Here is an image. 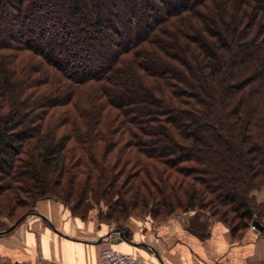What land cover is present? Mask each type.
I'll use <instances>...</instances> for the list:
<instances>
[{"label": "trees", "instance_id": "obj_1", "mask_svg": "<svg viewBox=\"0 0 264 264\" xmlns=\"http://www.w3.org/2000/svg\"><path fill=\"white\" fill-rule=\"evenodd\" d=\"M263 187L264 0H0L5 229L53 198L264 236Z\"/></svg>", "mask_w": 264, "mask_h": 264}, {"label": "crops", "instance_id": "obj_2", "mask_svg": "<svg viewBox=\"0 0 264 264\" xmlns=\"http://www.w3.org/2000/svg\"><path fill=\"white\" fill-rule=\"evenodd\" d=\"M258 199L264 201V187ZM198 217L207 227L204 237L188 228ZM125 228L129 242L114 244L109 236L114 225L82 220L60 201L41 199L22 223L0 234V264H99L108 248L137 256L142 264H264V236L258 230L234 240L223 224L203 213L177 212L157 223L131 217Z\"/></svg>", "mask_w": 264, "mask_h": 264}, {"label": "built area", "instance_id": "obj_3", "mask_svg": "<svg viewBox=\"0 0 264 264\" xmlns=\"http://www.w3.org/2000/svg\"><path fill=\"white\" fill-rule=\"evenodd\" d=\"M99 264H142V262L137 256L108 248L101 251Z\"/></svg>", "mask_w": 264, "mask_h": 264}, {"label": "water", "instance_id": "obj_4", "mask_svg": "<svg viewBox=\"0 0 264 264\" xmlns=\"http://www.w3.org/2000/svg\"><path fill=\"white\" fill-rule=\"evenodd\" d=\"M17 223L13 224L11 227H9L8 229H6L5 231L0 232V234H6L9 233L10 231H12L15 227H16ZM253 226L258 229L261 230V228L259 227V225L257 223H254ZM117 235V236H116ZM109 236H112L113 239H111V242L116 244V243H121L123 241H128V237H129V232L128 231H123L121 228H116L114 229Z\"/></svg>", "mask_w": 264, "mask_h": 264}, {"label": "rangeland", "instance_id": "obj_5", "mask_svg": "<svg viewBox=\"0 0 264 264\" xmlns=\"http://www.w3.org/2000/svg\"><path fill=\"white\" fill-rule=\"evenodd\" d=\"M261 191H262V189H261L259 192L256 193L257 199H258L259 194L261 193ZM258 201H259V202H264V201L259 200V199H258ZM92 213H93V215L95 216L96 213H97V209L93 210ZM126 222H127V221H126ZM126 222H125L124 224H126ZM221 224H222V223H221ZM8 225H9V223H8L6 220H4V219H0V231H1V232L4 231V230H6L5 228H6ZM110 225H112V224H110ZM11 226H12V225H11ZM11 226H10V227H11ZM249 229H256V228H255L254 226H251ZM249 229H248V230H249ZM248 230H247V231H248ZM256 230H257V229H256ZM247 231H246V232H247ZM258 231H259V230H258ZM246 232H245V233H246ZM259 232H260V231H259ZM245 233H244V235H245ZM260 234H261V233H260ZM244 235H243V236H244ZM243 236H242V238H243ZM242 238H241V239H242Z\"/></svg>", "mask_w": 264, "mask_h": 264}]
</instances>
